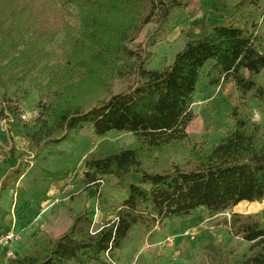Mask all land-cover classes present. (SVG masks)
Listing matches in <instances>:
<instances>
[{"label":"trees","instance_id":"1","mask_svg":"<svg viewBox=\"0 0 264 264\" xmlns=\"http://www.w3.org/2000/svg\"><path fill=\"white\" fill-rule=\"evenodd\" d=\"M225 1L231 6L229 17L215 24L205 21L203 35L184 20L183 48L170 65L154 69L150 49L177 27L173 13L193 0H0V121L7 123L11 150L15 138L22 137L35 148V157L46 152L60 159L65 155L61 145L75 144L84 129L99 138L110 131L134 137L128 145L85 160L73 192L94 189V207L79 213L69 207L72 223L66 232L35 236L32 252L4 264H107L106 252L117 259L140 222L199 210L220 212L264 199V124L253 121L249 103L264 101L259 22H264V7L262 0ZM46 4L60 17L56 26L43 25L40 7ZM149 25L144 42L136 43ZM61 33L65 41L58 54L48 46ZM204 76L215 88L232 80L238 95L230 112L233 126L211 144L209 132L195 141L187 131ZM28 77L52 97L40 104L37 118L24 122L9 89ZM70 173L68 166L40 167L48 183ZM22 176L19 163L4 175L0 191L11 188L16 201H23L29 193L17 184ZM112 179L123 200L113 218L93 229L98 212L106 211L113 198L103 188ZM4 214L0 204V218ZM229 226L249 243L231 264H264V221L233 212Z\"/></svg>","mask_w":264,"mask_h":264},{"label":"rangeland","instance_id":"2","mask_svg":"<svg viewBox=\"0 0 264 264\" xmlns=\"http://www.w3.org/2000/svg\"><path fill=\"white\" fill-rule=\"evenodd\" d=\"M261 6L264 7V0L261 1ZM40 8L45 12L43 25L50 23L56 26L60 17L53 8L47 4L41 5ZM202 12L206 14L204 21L197 17ZM230 13L231 6L225 0H193L187 9H178L172 15V22L177 26L175 30L177 29L179 34L174 38L172 34L175 30L172 31L162 42L150 49L153 59L149 67L163 69L173 62L176 53L184 46L180 38L184 20H188L193 31L197 33L201 24L205 27V21L215 24L229 17ZM191 18H194L193 21ZM72 23L76 24V21L73 20ZM150 29L149 25L141 30L135 42H144ZM203 34L205 32L201 35ZM64 41V34L61 33L51 40L48 49L62 54L63 49L59 46ZM41 78H46V73ZM47 78L44 84L48 82ZM231 81L223 80L220 86L215 88L204 76L192 108L195 117L187 128L192 140L201 141L203 135L209 132V143H217L233 126L230 112L238 102V95L234 82ZM9 94L19 101L20 112L25 116V118L21 116L24 122L37 118L41 114L40 104L52 97L51 92L45 90V87L43 91L37 90L32 85L30 77L25 79L20 87L13 85L9 89ZM249 103L253 121L264 124V101L252 99ZM9 138L6 121H0V176H4L19 163L22 164L23 169L29 172L27 176L21 177L17 184L29 194L23 201L18 202L11 188L0 191V204L7 211V214L0 218V235L14 231L20 237L13 246L15 255L6 257V250L0 249V264H4L16 255L27 254L34 250V237L47 233L48 224L44 223L43 216L50 211L55 214L52 218L54 223L51 224L50 233L47 234L57 237L71 226L69 207L78 213L86 207H94L96 200L94 189L79 194L73 192L72 185L80 181L85 170V160L98 158L101 152L128 145L134 140L133 135L128 132L110 131L104 138H99L88 129H84L75 144L61 145L65 155L55 159L48 157L46 152L38 158L35 157V148L23 138L16 143L14 151L10 150L12 141ZM175 161L180 162L182 158L176 157ZM65 166L71 168L70 175L62 181V185L56 187L55 194L48 196L46 187L49 181L40 176V167L61 169ZM116 182L112 179L103 185L113 198L109 201L106 211L98 212L93 229L99 228L104 222L113 218L114 210L121 205L124 194L116 190ZM12 183L11 180V186ZM28 200L29 205L26 204ZM145 207L144 205L143 209H146ZM233 212L254 214L255 219L264 221V199L240 202L220 212L199 210L190 216L175 215L160 222H152L151 219L140 222L117 252V264H231L234 256L240 255L249 247V243L242 239L241 234L230 229L229 221ZM70 264L75 262L72 261Z\"/></svg>","mask_w":264,"mask_h":264},{"label":"crops","instance_id":"3","mask_svg":"<svg viewBox=\"0 0 264 264\" xmlns=\"http://www.w3.org/2000/svg\"><path fill=\"white\" fill-rule=\"evenodd\" d=\"M197 17H199L198 19H200L201 21H204L205 20V17H206V14L204 13V12H202V13H200L199 14V16H197ZM195 18V17H194ZM194 18H191V20L193 21V19ZM259 22H260V26L262 27V30H261V32L263 31L264 32V25L262 26V22H261V20H259ZM203 25L201 24V27H199L198 28V31H197V34H202L203 32H205V27H202ZM177 30V29H176ZM174 31L173 32V34L172 35H174L173 37L175 38L178 34H179V31L177 32V31ZM204 30V31H203ZM203 31V32H202ZM199 32V33H198ZM171 36V35H170ZM231 81V80H230ZM231 82H233V81H231ZM20 138H22V137H16L15 138V143H17L18 141H19V139ZM10 139V138H9ZM24 139V138H23ZM11 140V139H10ZM26 140V139H25ZM27 141V140H26ZM11 147H12V143H11ZM11 150V149H10ZM17 166V165H16ZM85 169V168H84ZM5 172H7V171H5ZM28 170H25V169H23V176H27V174H28ZM22 176V177H23ZM3 177L4 176H0V181L3 179ZM60 185H62V181H60V182H55V183H48V185H47V188H48V190H47V195L48 196H50V195H52V194H55V191H56V187L57 186H60ZM7 191V190H6ZM242 202H245V201H242ZM55 214H53V211H50L49 212V214H47L46 216H43V219H44V223L45 224H48V225H46V227H47V233H50V228L52 227V225L51 224H53L54 223V221H53V216H54ZM49 229V230H48ZM118 255H120V254H118Z\"/></svg>","mask_w":264,"mask_h":264},{"label":"built area","instance_id":"4","mask_svg":"<svg viewBox=\"0 0 264 264\" xmlns=\"http://www.w3.org/2000/svg\"><path fill=\"white\" fill-rule=\"evenodd\" d=\"M22 117L25 118L24 115H22ZM19 238V235H17L14 231L0 235V249L6 250V257H11L12 255H15L13 246ZM105 257L107 264H117V260L112 258L109 252H106Z\"/></svg>","mask_w":264,"mask_h":264}]
</instances>
